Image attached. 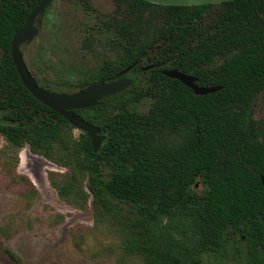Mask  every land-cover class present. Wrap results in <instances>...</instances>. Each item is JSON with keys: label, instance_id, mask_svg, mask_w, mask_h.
I'll use <instances>...</instances> for the list:
<instances>
[{"label": "trees", "instance_id": "1", "mask_svg": "<svg viewBox=\"0 0 264 264\" xmlns=\"http://www.w3.org/2000/svg\"><path fill=\"white\" fill-rule=\"evenodd\" d=\"M70 1L91 8L92 0ZM41 2L0 0V137L8 147L64 168L48 173L60 199L80 208L90 201L96 219L118 232L123 255L142 264H227L241 244L245 264H264V0H113L86 40L112 58L77 82L40 83L30 72L57 92L133 79L74 111L105 136L97 153L87 134L33 98L11 60L13 36ZM165 70L221 89L196 96Z\"/></svg>", "mask_w": 264, "mask_h": 264}, {"label": "rangeland", "instance_id": "2", "mask_svg": "<svg viewBox=\"0 0 264 264\" xmlns=\"http://www.w3.org/2000/svg\"><path fill=\"white\" fill-rule=\"evenodd\" d=\"M90 6L85 11L70 0H52L36 20L39 32L21 52L40 83L44 77L77 82L112 58L100 47L87 46L86 40L97 27L95 16L111 14L115 4L92 0ZM137 108L147 112L149 102ZM263 114L264 99L257 108V115ZM49 172L66 170L31 154L28 147L14 152L0 137V264H142L136 256L123 255L118 232L96 219L90 201L80 208L61 200L49 183ZM197 191H202L201 184ZM244 246L229 250L227 264H245Z\"/></svg>", "mask_w": 264, "mask_h": 264}, {"label": "water", "instance_id": "3", "mask_svg": "<svg viewBox=\"0 0 264 264\" xmlns=\"http://www.w3.org/2000/svg\"><path fill=\"white\" fill-rule=\"evenodd\" d=\"M150 4L161 6H202L219 4L233 0H143ZM51 0H42L26 18L23 27L15 33L11 40L10 53L15 70L25 89L42 105L49 108L68 122L75 130L87 134L91 141L94 153L99 152L105 136L100 129L90 124L81 116L74 114L76 110H86L97 106L103 99L115 96L128 89L133 81L129 78H120L110 82H101L90 85L75 92L48 91L39 86L30 73L20 47L25 42H31L38 34L34 26L36 19L44 13ZM128 69L123 72L127 73ZM163 75L167 78L181 82L191 89L196 96H205L219 91L220 87H201L196 84V79L178 72L177 70H165ZM264 188V179H262Z\"/></svg>", "mask_w": 264, "mask_h": 264}, {"label": "flooded vegetation", "instance_id": "4", "mask_svg": "<svg viewBox=\"0 0 264 264\" xmlns=\"http://www.w3.org/2000/svg\"><path fill=\"white\" fill-rule=\"evenodd\" d=\"M51 2H52V0H51ZM50 4H51V3H50ZM50 4L48 5V7L50 6ZM48 7L46 8V10L48 9ZM46 10H45V11H46ZM45 11H44V12H45ZM43 14H44V13H43ZM43 14H42V15H43ZM42 15H40L38 18H40ZM38 18H37V19H38ZM37 19H36V20H37ZM35 22H36V21H35ZM34 26H35V23H34ZM35 27H36V26H35ZM36 28H37V27H36ZM37 30H38V28H37ZM38 32H39V30H38ZM28 43H30V42H25V43H23V44L21 45V47H22L23 45H25V44H28ZM21 47H20V51H21ZM29 71H30V70H29ZM124 78H125V77H124ZM132 81H133V80H132Z\"/></svg>", "mask_w": 264, "mask_h": 264}]
</instances>
